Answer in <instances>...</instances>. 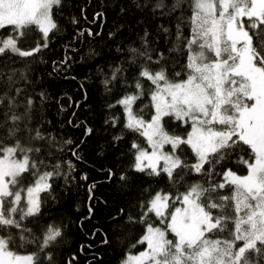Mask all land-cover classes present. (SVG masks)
Masks as SVG:
<instances>
[{"label":"snow or ice","instance_id":"obj_1","mask_svg":"<svg viewBox=\"0 0 264 264\" xmlns=\"http://www.w3.org/2000/svg\"><path fill=\"white\" fill-rule=\"evenodd\" d=\"M133 2L137 9L175 16L177 23L168 56L151 46L145 30L140 47L124 50L127 59L102 81L109 92L118 80L124 87H134V92L108 107L119 105L124 129L146 141L147 147L135 141L131 145L132 170L150 177L166 175L169 184L168 190L161 189L141 203L139 222L146 228L138 243L147 247L136 255L129 254L123 264H264V0ZM63 6L64 0H0V30L11 29L6 38L0 37V57L13 54L27 58L46 49L50 34L59 31L54 16ZM185 12H190L187 19ZM71 22L78 23L75 17ZM31 27L38 29L43 42L31 50H21L18 41ZM161 28L170 34L168 28ZM85 32L93 35L88 29L79 35ZM173 54L185 57L180 71L169 67ZM70 59L54 61V72L69 67ZM28 71H0V232L6 233L0 235V264H41L40 254L57 243L63 230L50 225L40 238L24 222L39 215L41 193L52 191L51 181L60 176L67 181L75 169L72 161H64L67 170L63 172L59 161L49 162L53 152L62 153L71 140L60 144L55 136L46 135L42 126L49 122L43 119L31 127L35 100L31 95L21 100L26 90L16 86L17 75L27 80ZM129 71L135 73L133 85L122 75ZM142 80L153 86L150 101L154 111L148 120L134 110L144 96ZM38 98L43 105L47 97L41 92ZM119 119L110 116L105 123L115 127ZM168 119L191 130L183 136L170 132L166 129ZM92 131L88 128L86 135ZM21 133L30 141L43 142L42 146L22 145L18 139ZM165 146L171 150L164 151ZM185 146L195 157L194 163L187 162ZM245 146L247 158L240 155L233 162L231 157L244 152ZM72 155L80 158L75 149ZM229 163L245 166L247 173L238 174L227 166ZM41 167L51 170L41 172ZM30 172L36 177L34 184L22 187L20 179ZM112 175L109 170V179ZM196 176L200 179L188 182ZM127 179L121 174V181ZM182 187L184 191H180ZM94 188L95 184L90 185L89 192ZM225 189L231 195H219ZM229 204L231 216L224 214ZM150 214L157 225L149 221ZM229 224L233 225L231 230ZM12 230L19 233L20 247L37 244L38 251L26 255L14 251ZM225 232L230 239L215 238ZM45 258L50 262L51 253Z\"/></svg>","mask_w":264,"mask_h":264},{"label":"trees","instance_id":"obj_2","mask_svg":"<svg viewBox=\"0 0 264 264\" xmlns=\"http://www.w3.org/2000/svg\"><path fill=\"white\" fill-rule=\"evenodd\" d=\"M143 2L140 0L141 4ZM98 13L102 15L98 17ZM184 15L187 19L190 12ZM73 17L78 23L71 22ZM54 19L59 25V31L50 34L46 49L27 58L13 54L0 57V71L4 73L12 68L20 71L30 69L27 80L17 75L16 86L26 90L21 94V100L28 95L35 100L36 110L33 112L31 127L35 128L43 119L49 122L42 126L46 135L50 133L55 136L60 144L66 140L72 141L71 145H64L62 153L54 151L49 161H59L62 172L67 170L64 161H72L75 169L71 178L66 181L60 176L51 181L52 191L41 193L39 215L28 218L24 226L31 228L40 238L50 225L60 226L63 230V236L57 243L40 254L41 264H123L129 254H137L147 247L146 244L138 243L146 228L145 224L139 222L143 211L141 203H146L161 189L168 190L169 184L166 175L150 177L132 170L134 151L131 145L135 141L141 147H147L146 141L138 134L124 129L125 118L119 105L114 109L108 107L123 95L134 92V87H124L118 80L109 92L102 81L127 59L124 50L129 46L140 47L145 30L149 34L151 46L168 56L167 50L175 41L177 21L175 16H164L159 11L153 14L150 8L137 9L133 0H64V6ZM161 26L168 28L170 34L164 33ZM85 29L91 30L93 35L89 36L87 32L83 36L79 35ZM10 32L11 29L0 30V37L6 38ZM187 32L185 28V34ZM109 33L114 35L110 36ZM42 42V34L37 28L31 27L18 41V46L21 50H31ZM118 48L122 51L118 52ZM65 57H71L70 66L54 72L53 62H60ZM184 63L185 57L173 54L169 67L175 66L176 71H180ZM124 67H128L127 64ZM154 70H157L156 66ZM134 74L132 71L122 74L129 85L134 84ZM141 82L144 96L136 102L134 110L148 120L154 111L150 101L153 86L150 81ZM41 92L47 97L43 105L38 98ZM110 116L120 117L115 127L105 123ZM88 128L93 131L86 135ZM166 129L183 136L190 131V126L168 119ZM115 137L121 138L117 140ZM18 139L26 147L43 144L30 141L25 133H21ZM72 149L77 151L79 159L72 155ZM184 150L187 162L194 163L195 157L191 150L186 146ZM247 151L245 146L244 152L233 155L231 160L237 161L240 155L247 158ZM227 166L240 175L247 173L243 165L229 163ZM46 170L51 169H40L41 172ZM109 170L113 174L111 179ZM121 174L128 179L121 181ZM85 175L87 179H81ZM35 179L31 172L24 174L20 185L26 188L34 184ZM199 179L196 176L188 179V182ZM93 184L95 188L90 193L89 186ZM180 191H184V188ZM219 195H231V191L225 189ZM224 214L233 215L231 204ZM130 216L133 218L131 221ZM148 219L154 225L158 224L153 214ZM232 227V224L228 225L229 230ZM5 234L0 232V235ZM12 234L16 237L14 251L21 255L38 251L37 244H24L20 247L22 241L18 238L19 233L12 230ZM215 238L231 237L225 232ZM105 240L108 242L104 243ZM49 253L52 256L50 262L45 258Z\"/></svg>","mask_w":264,"mask_h":264},{"label":"rangeland","instance_id":"obj_3","mask_svg":"<svg viewBox=\"0 0 264 264\" xmlns=\"http://www.w3.org/2000/svg\"><path fill=\"white\" fill-rule=\"evenodd\" d=\"M191 130V129H190ZM151 149H149V151H150ZM171 149H170V146H165V149H164V151H170ZM169 238H172L171 237V235H169ZM138 254V253H137ZM22 255H26V254H22ZM132 255H136V254H132Z\"/></svg>","mask_w":264,"mask_h":264}]
</instances>
